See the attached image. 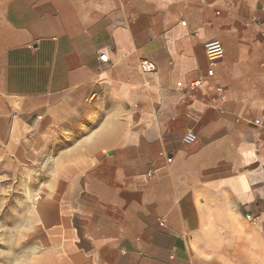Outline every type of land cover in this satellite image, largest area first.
Segmentation results:
<instances>
[{
    "label": "crops",
    "instance_id": "obj_1",
    "mask_svg": "<svg viewBox=\"0 0 264 264\" xmlns=\"http://www.w3.org/2000/svg\"><path fill=\"white\" fill-rule=\"evenodd\" d=\"M62 123L14 264H264V0H0V167Z\"/></svg>",
    "mask_w": 264,
    "mask_h": 264
},
{
    "label": "rangeland",
    "instance_id": "obj_2",
    "mask_svg": "<svg viewBox=\"0 0 264 264\" xmlns=\"http://www.w3.org/2000/svg\"><path fill=\"white\" fill-rule=\"evenodd\" d=\"M43 142L36 159L21 170L0 167V178H5L0 181V264L25 257L34 211L41 205L35 203L47 190L65 187V169L58 168L65 160V123L52 128Z\"/></svg>",
    "mask_w": 264,
    "mask_h": 264
},
{
    "label": "built area",
    "instance_id": "obj_3",
    "mask_svg": "<svg viewBox=\"0 0 264 264\" xmlns=\"http://www.w3.org/2000/svg\"><path fill=\"white\" fill-rule=\"evenodd\" d=\"M205 52L212 65H214L216 62H218L225 56V48L223 44L221 43V41L219 40H212L206 43ZM100 59L105 62L108 60V58L104 55L101 56ZM142 68H143V71L146 73L151 72L154 69L152 64L146 63V62L142 64ZM209 76L210 77L214 76V69H211L209 71ZM220 91H222V89H220ZM196 140H197V136L193 134L192 132H188L184 137V141L187 144H192ZM249 219L251 218L249 217Z\"/></svg>",
    "mask_w": 264,
    "mask_h": 264
}]
</instances>
